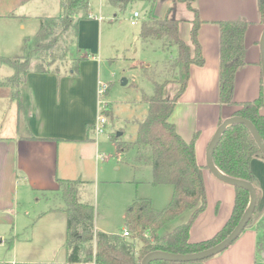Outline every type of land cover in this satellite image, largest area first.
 <instances>
[{
    "label": "crops",
    "instance_id": "0c3cea01",
    "mask_svg": "<svg viewBox=\"0 0 264 264\" xmlns=\"http://www.w3.org/2000/svg\"><path fill=\"white\" fill-rule=\"evenodd\" d=\"M104 3L99 2V13ZM181 4L171 5L172 13H176ZM165 5L166 9L170 6L169 3ZM195 5L203 21L198 29V41L204 63L190 66L185 90L169 117L183 139H194L196 162L203 168L206 206L190 225L189 239L193 242L212 237L224 226L231 215L235 197L234 186L216 179L205 166L207 145L214 131L224 118L234 115L239 108L237 104L219 101L218 21L248 22L244 38L246 63L235 73L234 102L254 100L260 92L264 99L259 47L264 22L260 19L257 0H195ZM56 12H60L59 0H0V56L2 52L16 51L27 34L35 33L41 17L56 16ZM89 14L88 18L78 22V42L76 40L73 50L75 57L81 58L78 75H69L64 70L58 74L30 70L20 88V105L14 98V85L6 81L14 70L7 65L8 74L0 78V87L8 89L0 94V107L14 109L12 126L18 132V135L0 134V264L54 262L56 248L61 249L60 245H63L64 257H58V260L66 263L65 227L60 242L58 238L57 244H49L44 250V245L33 240L36 232L26 233L25 204L33 193L55 192L57 178L88 180L92 176L90 161L103 159L97 143L87 138L86 129L87 124L95 123L98 113V60L91 52L101 50L102 30L101 15L92 17V10ZM172 16L179 20L181 37L189 41L192 12L185 5L184 24L178 15ZM260 112L264 114V105ZM2 116L0 111V130ZM251 170L257 183L253 223L218 254L182 264H264V249L257 248L261 229L256 226L258 221H264V158L254 157ZM62 207L63 204L54 205L49 208V213H60V217L63 213L65 224L66 214ZM94 227L101 230L95 223Z\"/></svg>",
    "mask_w": 264,
    "mask_h": 264
},
{
    "label": "trees",
    "instance_id": "16d2710c",
    "mask_svg": "<svg viewBox=\"0 0 264 264\" xmlns=\"http://www.w3.org/2000/svg\"><path fill=\"white\" fill-rule=\"evenodd\" d=\"M135 0H108L114 7L123 10ZM156 0H149L150 9ZM171 3H184L192 12L189 41H185L179 32V20L171 15L172 6H168L162 17L153 16L151 10L139 26V35L143 42L153 38L161 40L163 50L175 49V55L163 62L160 75L166 73V78L157 80L154 66L141 67V75L151 80L154 85L153 94H141V101L147 104L145 114L136 119V134L132 141H121L119 136L112 139L119 152L134 150L133 162L141 166H150L151 183L154 185L169 184L172 195L167 205L159 211L150 207L146 197H136L126 213V229L129 235L120 232H105L94 227V206L91 202L80 200V189L83 180L57 178L56 193L63 201L66 214L64 247L65 261L69 264L94 262L96 264H140L142 257L152 250H165L175 253H191L211 247L225 238L233 229L245 210L249 193L241 187L234 186L235 197L232 212L224 226L212 237L201 241H190L189 229L194 218L206 206V191L203 178V168L196 162L194 139L186 141L177 132L169 117L176 102L185 90L189 78V68L192 64L202 65L204 57L198 41V29L203 22L198 15L195 0H170ZM260 19L264 22V0H257ZM60 12L57 16L41 17L33 36L32 53L46 51L54 45L58 37H51L55 27L67 31L73 29L77 39L78 22L86 19L89 14V0H59ZM220 30L219 44V101L221 104H237L239 108L234 115H240L250 120L258 130L264 142V114L260 107L264 105L262 93L251 101L236 103L233 100L234 78L238 68L245 60V31L248 22L244 20H220L217 22ZM76 57L73 64L64 71L76 76L79 73V62ZM0 62L10 66L14 73L7 82L14 85V98L18 105L20 88L26 74L30 70L36 72L59 73L61 68L45 67L42 61L30 67V57L0 56ZM49 61L47 65L51 64ZM162 71V73H161ZM263 83V78H261ZM174 82L178 87L170 96L164 91L166 86ZM103 113L108 115V109ZM87 138L95 132V123L87 124ZM262 157L252 135L242 123H234L227 127L213 152L216 167L224 174L254 182L251 170V160ZM188 211L187 219L171 229L160 232L162 227L174 220L180 214ZM255 211V210H254ZM254 214V213H253ZM254 215L246 227L253 223ZM261 229L257 242L259 250L264 249V221L256 223ZM182 264L184 262H169L155 260L149 264Z\"/></svg>",
    "mask_w": 264,
    "mask_h": 264
},
{
    "label": "rangeland",
    "instance_id": "374dc122",
    "mask_svg": "<svg viewBox=\"0 0 264 264\" xmlns=\"http://www.w3.org/2000/svg\"><path fill=\"white\" fill-rule=\"evenodd\" d=\"M102 1L105 5L99 13L97 7ZM166 3L175 6V3L168 0H156L150 9L149 0H135L121 10L110 5L106 0H89V10L93 11L91 16L101 15L99 21L102 23L101 50L91 53H94L98 60L100 81L108 83L106 93L102 96L103 101L107 102L105 108L108 109V115H106V129L95 130L90 136L91 142L97 143L99 153H103L104 156L103 159L98 158V161L94 159L90 161L92 176L82 184L80 200L93 204L95 226L105 232H120L126 228V213L136 197L149 198L151 209L159 211L167 205L172 195L171 185L151 183L150 166L137 168L138 165L132 160L134 150L119 152L112 139L113 135H117L121 141H132L136 134V119H140L147 110V104L141 101V94L142 92L148 95L153 94L154 85L151 80L141 75V67L154 66L152 68L157 72V80L162 81L166 78V73L161 71L162 75H160L161 64L175 55V49L163 50L159 38L143 42L139 35L140 23L147 18L148 12L151 10L153 16L162 17L166 10ZM180 8L171 15H178L184 24L182 16L185 10L184 3L180 5ZM135 11L139 13L137 23L131 24L130 17ZM58 14L59 12H56L54 15ZM27 35L21 47L11 53L2 52L3 55L30 57L31 68L40 61L49 69L59 66L61 70H64L73 64L76 53L73 51L75 39L72 28L64 31L55 27L46 42L54 36L59 39L49 49L38 53H32L34 33L30 32ZM76 40L78 42V38ZM86 48L88 50L89 47ZM49 61L52 62L47 65ZM8 70L7 65L0 63V78L6 76ZM123 80L126 82L123 83ZM177 87L176 83L170 82L165 88V95L170 96ZM7 90L0 87V94L6 93ZM13 110L10 106L0 107L3 113L0 134L18 135L12 126L15 119ZM97 117L98 113L95 124L98 122ZM95 166L99 170L97 167L95 170ZM59 204H63V201L59 193L53 191L47 194L33 193L31 198H27L25 204L26 233L30 235L36 232L33 240L44 245V250L49 244H57L58 238L60 242L64 235L63 213L61 217L60 213H49L50 207ZM188 215V211L180 214L162 227L160 232H165L185 221ZM60 246L61 249L59 246L56 248L54 262L43 264H68L64 260H58V257L60 259L64 257L63 245Z\"/></svg>",
    "mask_w": 264,
    "mask_h": 264
},
{
    "label": "water",
    "instance_id": "95a60500",
    "mask_svg": "<svg viewBox=\"0 0 264 264\" xmlns=\"http://www.w3.org/2000/svg\"><path fill=\"white\" fill-rule=\"evenodd\" d=\"M259 47H260V54H261V73L264 83V29L262 31L260 40H259ZM126 80H123L125 83ZM234 123H242L252 135L258 149L260 150L261 154L264 156V142L255 128L254 124L248 120L247 118L240 116V115H231L224 118L219 125L217 126L216 130L214 131L206 149L205 155V166L207 170L218 180L229 184L231 186H237L244 188L249 193V200L245 210L243 211L240 219L233 227V229L228 233V235L223 238L218 243L212 245L211 247L205 248L200 251L191 252V253H175L165 250H152L146 253L141 261L140 264H149L155 260H164L169 262H189V261H197L209 258L218 254L219 252L226 249L243 231V229L247 226L249 220H251L255 206L257 201V193H256V182H250L241 178L232 177L229 175L224 174L220 171L213 161V152L215 147L217 146L222 134L225 132L227 127Z\"/></svg>",
    "mask_w": 264,
    "mask_h": 264
},
{
    "label": "built area",
    "instance_id": "2783aa9c",
    "mask_svg": "<svg viewBox=\"0 0 264 264\" xmlns=\"http://www.w3.org/2000/svg\"><path fill=\"white\" fill-rule=\"evenodd\" d=\"M139 13L137 11L133 12V14L130 17V23L131 24H136L137 19H138ZM108 87V83L105 81H100L99 82V87H98V117H97V124H95V130L96 131H103L106 129L107 124H106V115L103 113V110L106 109L105 106L107 105L106 101H103L102 96L105 94L106 88ZM124 236H128V230L125 228L122 231ZM9 264H14V262H10ZM96 264V263H94Z\"/></svg>",
    "mask_w": 264,
    "mask_h": 264
}]
</instances>
